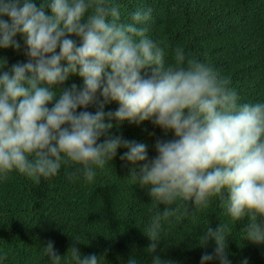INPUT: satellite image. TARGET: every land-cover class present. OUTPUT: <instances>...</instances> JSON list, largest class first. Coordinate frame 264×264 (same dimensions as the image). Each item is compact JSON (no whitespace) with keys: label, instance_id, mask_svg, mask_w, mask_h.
Returning a JSON list of instances; mask_svg holds the SVG:
<instances>
[{"label":"clouds","instance_id":"obj_1","mask_svg":"<svg viewBox=\"0 0 264 264\" xmlns=\"http://www.w3.org/2000/svg\"><path fill=\"white\" fill-rule=\"evenodd\" d=\"M150 18L151 9L137 10L124 23L113 0H0V49L19 51V36L28 57L0 71V177L16 172L47 179L62 165H79L76 172L92 182L96 169L123 147L122 161L142 163L133 173L154 205L144 232L151 254L166 222L178 219L181 209L186 215L189 206L206 209L215 198L232 221L246 218V241L264 245V103L239 104L230 79L182 47L166 66L165 48L147 35ZM145 69L150 74L142 75ZM70 74L82 78V88L60 87ZM109 101L119 103L114 113L103 110ZM113 118L151 120L174 136L158 139L149 160L144 144L121 137L101 141ZM230 231L228 224L207 227L199 243L206 247L212 240L215 250L205 252L201 264L214 258L229 264ZM44 251L60 264L53 242ZM71 259L99 264L97 255H82L76 247ZM152 264L167 262L152 255Z\"/></svg>","mask_w":264,"mask_h":264},{"label":"trees","instance_id":"obj_2","mask_svg":"<svg viewBox=\"0 0 264 264\" xmlns=\"http://www.w3.org/2000/svg\"><path fill=\"white\" fill-rule=\"evenodd\" d=\"M34 2L39 5V0ZM113 2L120 6L124 23L132 22L135 11L151 9L147 35L165 48L166 66L172 62L174 50L182 47L186 54L195 55L229 78L239 104L264 103V0ZM70 38L79 45L78 37ZM17 39L19 51L0 49V65L7 62L0 71L28 61L23 38ZM145 72L150 74V69L141 74ZM73 84L82 88V78L70 74L60 87L70 88ZM97 97L103 101L99 93ZM118 108V102L109 101L103 110L114 113ZM87 110L94 113L97 107ZM105 121L108 122L107 116ZM110 122L113 127L101 141L121 137L144 144L149 160L156 156L158 139L174 136L171 132L165 135L151 120L136 123L113 118ZM126 151L119 148L112 162L104 169L97 168L92 182H86L76 172L79 165H62L57 175L47 179H31L16 172L0 177V264H52L44 251L49 241L62 256L60 264H74L72 247L82 255H97L99 264H128L130 258L136 264H152V255L167 264H201L205 252L214 253L215 243L210 240L206 247L201 246L199 238L208 226L215 229L219 224H228L231 229L226 249L229 264H244L245 260L247 264H264V245L244 239L246 218L232 221L219 198L200 211L189 206L184 215L181 209L178 219L172 218L163 225L157 252L151 254L147 250L151 242L144 232L154 205L148 189L141 188L133 173H139L142 163L134 165L120 159ZM208 264L220 261L214 258Z\"/></svg>","mask_w":264,"mask_h":264}]
</instances>
